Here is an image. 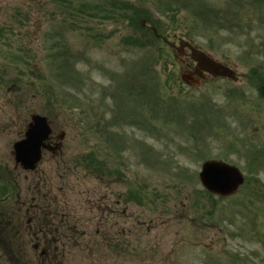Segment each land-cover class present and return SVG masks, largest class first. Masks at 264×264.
Wrapping results in <instances>:
<instances>
[{"label":"rangeland","instance_id":"rangeland-1","mask_svg":"<svg viewBox=\"0 0 264 264\" xmlns=\"http://www.w3.org/2000/svg\"><path fill=\"white\" fill-rule=\"evenodd\" d=\"M208 3L232 18L231 30L198 18ZM153 19L170 41H190L237 80L182 83L185 66L173 54L140 48ZM145 53L151 67L141 81L156 87V105L172 110L154 112L126 91L117 108L114 93L124 84L115 78ZM262 76L264 0H0V196L16 189L44 205L55 196L58 216L68 206L72 223L111 224L113 242L85 239L87 248L50 264H264ZM32 113L47 116L53 138L64 133L60 151L44 152L34 175L14 165L12 150ZM211 158L242 170L236 194L219 197L200 185V164ZM41 209L10 211L25 223ZM37 253L22 251L25 264L37 263Z\"/></svg>","mask_w":264,"mask_h":264},{"label":"water","instance_id":"water-1","mask_svg":"<svg viewBox=\"0 0 264 264\" xmlns=\"http://www.w3.org/2000/svg\"><path fill=\"white\" fill-rule=\"evenodd\" d=\"M184 46L188 47L190 51L189 57L196 61L194 72L197 75L201 76L202 71H207L213 76L236 79L235 72L228 66L214 60L187 42L180 41L179 50L182 51ZM191 75V72L182 73L181 78L189 82L192 80ZM50 131L51 129L45 116L32 114L31 122L25 131L24 137L13 144L15 162L20 163L24 168H33L41 157L42 148L53 151L58 148V143L52 146L45 142ZM198 177L203 187L220 196L233 194L243 181V176L237 167L217 160L203 162Z\"/></svg>","mask_w":264,"mask_h":264},{"label":"flooded vegetation","instance_id":"flooded-vegetation-1","mask_svg":"<svg viewBox=\"0 0 264 264\" xmlns=\"http://www.w3.org/2000/svg\"><path fill=\"white\" fill-rule=\"evenodd\" d=\"M185 66H189L191 65L189 62H184ZM51 141V139H50ZM19 191L17 190H13L12 193H10L9 195H7V197H4L2 199L3 203H7L8 202V207L7 208H12V206L14 204L18 205V211H22V205L25 206V208L23 209L24 211H30V212H36L38 210H40L43 206H44V201L41 199V196H38V198H36L35 196H32L30 198H26L28 197L27 195L25 196V194L23 195V198H21L19 196ZM54 200H57V198H52ZM103 200H105L102 197ZM119 202L121 201L120 199H118ZM10 201V202H9ZM93 204H95V201H92ZM111 203H113L112 201H110ZM46 203V202H45ZM109 199L108 201L105 203V205L109 206ZM120 204V203H119ZM9 205H11L9 207ZM115 206L118 205V202L114 203ZM122 213V211H121ZM34 217H36V214H34L33 216H31L30 219H28L27 221H25V223H21V226L17 229L16 233L19 234L21 240H23L24 242L21 243V247L23 249H25L24 253L27 256L32 255V253H35L38 251V257L40 256L39 259H41L40 264H49L48 258L52 257L54 254L56 255V252L53 253V247L51 246L50 242H46L45 239V235H46V228L44 226H46L45 224L43 225H39L37 226L35 224L34 221ZM121 217H123L121 215ZM9 223H14V211H3L1 213V217H0V227L2 228L4 226V224L6 225V227H8L9 229L13 230L14 225L9 224ZM43 223H57V225H60L59 223H66L65 221H51V220H44ZM61 226V225H60ZM83 240V239H81ZM106 241H112L111 238H106L103 240V245L106 246ZM113 242V241H112ZM32 244V253L29 252V248L28 245ZM91 244V243H90ZM74 247L76 248V250H81L82 248H87V246H85V242L84 241H78L75 239L74 241ZM119 251H121V248H119ZM10 259H13V254H10ZM95 264H105V263H98L95 262Z\"/></svg>","mask_w":264,"mask_h":264},{"label":"trees","instance_id":"trees-1","mask_svg":"<svg viewBox=\"0 0 264 264\" xmlns=\"http://www.w3.org/2000/svg\"><path fill=\"white\" fill-rule=\"evenodd\" d=\"M207 5L210 6V9H207L205 6L200 4V6H203V7H199L198 8V13H197L198 18L200 20H202L204 23H206L208 21V19L211 18L212 22L215 25H219L220 28H223L225 26L224 30H227V29L231 30L232 23H233L232 18H228V20L223 19V16L219 15V10L216 7L212 6L209 3ZM195 7H198V5H195ZM259 8H261V5L259 6ZM137 16H138L137 18H140V17L145 16V15L143 13H139ZM153 20H155V21H153V22L149 21L150 22L149 24L153 28H155L156 33L163 32V29H161V27L159 25H157V23H156L158 20L157 19H153ZM146 30L148 31L147 34H144V35L138 37L143 43L141 47L147 46V45H149V46L152 45L155 48V50L158 51V56L163 55V56L169 58V53L162 48V46L159 43L155 33L152 30H150V29H146ZM147 40L150 42L149 44H147ZM132 68H134V67H132ZM140 70H142V69L140 68ZM128 72H130V71L128 70L126 72V75H125V78H124L125 79V83H124L123 89H118L119 92L120 91H126L127 93H131L134 90L137 93V96H140V97H142L143 100H146L145 101L146 104H149V103L153 102L152 103L153 104V109H155L156 106H157L158 109H160L162 107H167L166 109H171L172 110L171 107H172L173 104L166 103L167 105H165V104L156 105V102L153 101L150 98L151 95L153 97H155V90L153 89L151 91V87L150 86L148 88H145L144 83L141 80L138 79V76L134 72H132V77H128ZM261 80H262L263 83L258 86V90L260 92H262V89L264 88V76L261 77ZM148 90H150V91H148ZM148 93H150V94H148ZM119 97H120V94H118V98ZM163 105H165V106H163ZM170 114H172V113H170ZM157 115H158V117L160 119H162V118H167L168 114H165V115L157 114ZM192 119H194V117H192ZM61 236H63V234Z\"/></svg>","mask_w":264,"mask_h":264}]
</instances>
